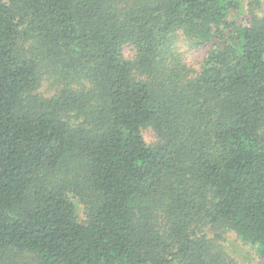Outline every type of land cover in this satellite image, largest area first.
<instances>
[{"label":"trees","instance_id":"1","mask_svg":"<svg viewBox=\"0 0 264 264\" xmlns=\"http://www.w3.org/2000/svg\"><path fill=\"white\" fill-rule=\"evenodd\" d=\"M246 6L0 0V264H238L209 230L264 264V0ZM181 40L209 46L199 69Z\"/></svg>","mask_w":264,"mask_h":264},{"label":"rangeland","instance_id":"2","mask_svg":"<svg viewBox=\"0 0 264 264\" xmlns=\"http://www.w3.org/2000/svg\"><path fill=\"white\" fill-rule=\"evenodd\" d=\"M246 3L247 0H245V12L238 18V21L242 23H247V20L250 18ZM208 47V45L200 47L190 46L183 40L179 42V50L183 53L187 65L189 67H194V69L200 68ZM122 52L127 58H131L134 55V49L130 45H124ZM40 90L45 94L52 93L50 84L46 80L42 82ZM145 136L149 141L156 138L154 132L149 129L145 131ZM208 234L220 243L224 247L226 254L233 258L238 264H254L260 260L256 247L240 239L234 232L225 231L217 236L216 233L209 230Z\"/></svg>","mask_w":264,"mask_h":264}]
</instances>
